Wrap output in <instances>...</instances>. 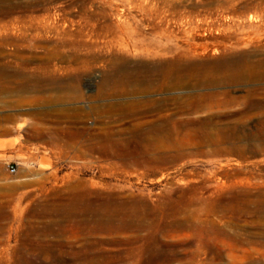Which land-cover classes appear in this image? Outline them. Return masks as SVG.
Returning <instances> with one entry per match:
<instances>
[{"label": "rangeland", "instance_id": "obj_1", "mask_svg": "<svg viewBox=\"0 0 264 264\" xmlns=\"http://www.w3.org/2000/svg\"><path fill=\"white\" fill-rule=\"evenodd\" d=\"M180 50L208 86L108 80ZM2 65L61 88L0 94V264H264V0H0Z\"/></svg>", "mask_w": 264, "mask_h": 264}, {"label": "bare ground", "instance_id": "obj_2", "mask_svg": "<svg viewBox=\"0 0 264 264\" xmlns=\"http://www.w3.org/2000/svg\"><path fill=\"white\" fill-rule=\"evenodd\" d=\"M122 3H124V1H121V4L119 7L124 8L125 6ZM127 3H128V5L129 4L132 5L131 1L127 2ZM156 35H158L159 39H161V40L156 41V42H150L147 44V46L149 48L151 47L154 49H159V54L163 53L165 56H172V54H175L176 51L170 46V43H172L173 38H174L172 32H167L163 35L162 34L160 35V33H156ZM134 41H136V40H134ZM134 41H132L134 47H136L137 49L138 48L142 49L143 44L140 41H137V42H134ZM179 53L180 54H179L178 59H175V58L173 59V57H170L171 60H170V58L169 59L167 58V61L154 62L153 66L150 67L148 65H145L142 67V69L139 72H135V73H127V72L122 71L117 76L116 75H114V76L110 75L108 77V80L110 81L113 79L114 80L117 79V81L120 83L121 90L117 92L118 94L148 95L151 93H169V92H178V91L180 93V91L185 90L186 88H188L193 83H195V84H193V86H196V87L208 86L209 85L208 73L206 71L204 72L203 70H200L201 69L200 67H199L200 69H198V68H195L196 66L192 67V66L185 65V64H189V63L184 62L182 60V58H185L187 54H185L184 50H180ZM113 63H115V62H113ZM117 63H119V62H117ZM54 64H55L54 67H56V63H54ZM28 65L23 64L21 66V69L26 70ZM123 70H125V69H123ZM15 85H18L19 87H21L24 90L25 89L30 90V89L34 88L37 91H41V89L44 87H49L50 89H55V88L60 89L61 88L60 87L61 84L59 86L57 84L51 83V84L45 86V85H42L41 82L32 81V79L30 77L11 74L8 71L6 65L0 66V94H2V93L10 94L11 92H13V90H14L13 86H15ZM211 98H213L211 96V94L209 95L206 93L205 94L197 93L193 99L184 100L183 97L182 98L168 97L165 100L166 103H160V102L157 103L155 101H151V104H155L157 106V113L155 112L153 117L155 119H158V120H162V119L164 121H166L167 119L169 120V121L165 122L164 124L155 125L154 129L163 130V128L166 127L167 125H173V126L180 125V123H178L177 121L172 120V118H174V116L172 117V115L170 114V111L167 108V106L169 104H172L175 107L177 106L178 107L177 109L179 110V112H181L183 114H186V113L191 114V112H197L203 108H206V103ZM247 99H248V97H247ZM245 114H246V112H245ZM179 122H181V121H179ZM197 132H199V131H197ZM57 137L63 139L66 137V135H65V133L62 132V133L58 134ZM43 138L52 139L51 135H49V136L44 135ZM229 140H231V139H229ZM240 140H241V138H240ZM108 142L110 144L114 145V143L111 139H109ZM0 214H2V213H0ZM6 218H8V217L6 216ZM1 221H3V220H1Z\"/></svg>", "mask_w": 264, "mask_h": 264}, {"label": "built area", "instance_id": "obj_3", "mask_svg": "<svg viewBox=\"0 0 264 264\" xmlns=\"http://www.w3.org/2000/svg\"><path fill=\"white\" fill-rule=\"evenodd\" d=\"M10 172L12 174H15L17 172V169L14 166H10Z\"/></svg>", "mask_w": 264, "mask_h": 264}]
</instances>
